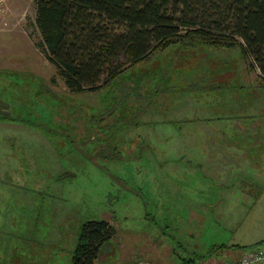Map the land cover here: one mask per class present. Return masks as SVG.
I'll use <instances>...</instances> for the list:
<instances>
[{
    "label": "rangeland",
    "instance_id": "obj_1",
    "mask_svg": "<svg viewBox=\"0 0 264 264\" xmlns=\"http://www.w3.org/2000/svg\"><path fill=\"white\" fill-rule=\"evenodd\" d=\"M35 17L34 0H8L0 21V102L10 106V115L0 114V264H70L80 225L90 219L117 229L97 264H184L223 243L243 247L222 256L264 247V114L233 108L236 94L251 101L262 82L239 49L211 50L222 64L225 54L241 57L230 66L251 79L246 87L233 80L227 91L189 95L162 113L140 99L142 118L125 134L131 147L121 146L127 160L102 163L85 144L105 92L69 90L37 45ZM197 53L207 58L202 48ZM194 67L181 73L185 89L208 83L197 81L208 72ZM76 104L79 112L69 114ZM140 135L152 147L141 158L133 151Z\"/></svg>",
    "mask_w": 264,
    "mask_h": 264
},
{
    "label": "trees",
    "instance_id": "obj_2",
    "mask_svg": "<svg viewBox=\"0 0 264 264\" xmlns=\"http://www.w3.org/2000/svg\"><path fill=\"white\" fill-rule=\"evenodd\" d=\"M34 2L35 26L41 35L37 45L48 61L58 69L65 85L74 93L105 92L101 104L104 107L96 110L89 119L91 138L85 144L89 148L94 145L89 152L92 154L91 158L98 156V162L103 163L102 159L127 160L121 146L127 143L126 148L131 147V139L127 140L125 134L128 129L139 124L138 118H142V114L136 110V103L140 109V99L146 100L149 106H155L150 113L158 110L162 113L169 105L184 97L187 99L189 95L192 99H199L204 94L209 97L211 93L227 91V86H231L230 81L233 80L237 84L243 83L239 86L246 87L251 79L239 77L241 72L231 71L230 66L231 61L236 62L241 57L230 55L229 59L225 57L229 54H225V58L222 57L225 64H222L218 53H212L211 49L237 47L248 67L259 74L262 84H259V93L256 94L264 102V0ZM170 48V52L166 51ZM201 48L202 55H207V58L199 60L197 52ZM158 50L166 52L153 57V64L141 66ZM210 57L217 59L209 61ZM193 60L208 72V75L197 81L208 83L200 88L188 84L185 89L187 83L181 73L195 69V61L191 62ZM218 71L221 72L217 73ZM248 71L245 68V73H249ZM218 75H230V78L220 82L216 79ZM176 88L179 90H175ZM246 89L241 90L242 95ZM41 91L47 93L42 89ZM138 95L143 97H137ZM167 100L170 102L167 103ZM234 100L237 103L236 97ZM73 107L69 114L75 115L81 108L78 104ZM60 110L59 107L58 111ZM63 110L67 112L68 107L64 106ZM62 116L59 115L56 120L66 122V117ZM136 141L137 146L133 151L140 154V158L143 150H152L151 145H144L142 135ZM133 151L128 153V160H134L131 157ZM116 234L115 225L107 219L84 221L80 225L70 264H97L98 259L101 260L103 248ZM112 245L117 246V241ZM214 247L221 250L201 254L200 258H185L184 264L238 261L249 252L264 249L257 246L238 256H222L220 251L243 246L223 243Z\"/></svg>",
    "mask_w": 264,
    "mask_h": 264
},
{
    "label": "built area",
    "instance_id": "obj_3",
    "mask_svg": "<svg viewBox=\"0 0 264 264\" xmlns=\"http://www.w3.org/2000/svg\"><path fill=\"white\" fill-rule=\"evenodd\" d=\"M7 1L0 0V21L7 11ZM199 264H264V249H259L254 252H249L244 255L240 260H226L222 262L203 261Z\"/></svg>",
    "mask_w": 264,
    "mask_h": 264
},
{
    "label": "crops",
    "instance_id": "obj_4",
    "mask_svg": "<svg viewBox=\"0 0 264 264\" xmlns=\"http://www.w3.org/2000/svg\"><path fill=\"white\" fill-rule=\"evenodd\" d=\"M236 100H237V103L235 102L234 100V103H233V108L236 110V111H241L242 108L246 107L248 109H252V108H257V110L261 113V114H264V110H263V107H264V102L262 100L259 99V96L258 94L255 95V98L251 101H246L245 99L241 102L240 101V95L239 94H236ZM242 105V106H241Z\"/></svg>",
    "mask_w": 264,
    "mask_h": 264
},
{
    "label": "water",
    "instance_id": "obj_5",
    "mask_svg": "<svg viewBox=\"0 0 264 264\" xmlns=\"http://www.w3.org/2000/svg\"><path fill=\"white\" fill-rule=\"evenodd\" d=\"M9 106L5 103H0V114L2 115H10Z\"/></svg>",
    "mask_w": 264,
    "mask_h": 264
},
{
    "label": "flooded vegetation",
    "instance_id": "obj_6",
    "mask_svg": "<svg viewBox=\"0 0 264 264\" xmlns=\"http://www.w3.org/2000/svg\"><path fill=\"white\" fill-rule=\"evenodd\" d=\"M0 103H1V102H0ZM7 105L9 106V104H7ZM9 108H10V106H9ZM9 108H8V109H9ZM6 116H8V115H6Z\"/></svg>",
    "mask_w": 264,
    "mask_h": 264
}]
</instances>
